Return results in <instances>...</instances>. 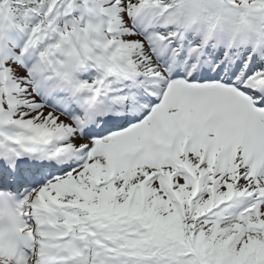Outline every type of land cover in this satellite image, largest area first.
Masks as SVG:
<instances>
[{
	"label": "snow or ice",
	"instance_id": "1",
	"mask_svg": "<svg viewBox=\"0 0 264 264\" xmlns=\"http://www.w3.org/2000/svg\"><path fill=\"white\" fill-rule=\"evenodd\" d=\"M0 264H264V0H0Z\"/></svg>",
	"mask_w": 264,
	"mask_h": 264
}]
</instances>
